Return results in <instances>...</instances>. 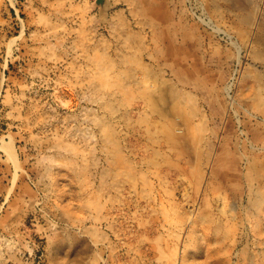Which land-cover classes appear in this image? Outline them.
<instances>
[{
	"label": "rangeland",
	"instance_id": "1",
	"mask_svg": "<svg viewBox=\"0 0 264 264\" xmlns=\"http://www.w3.org/2000/svg\"><path fill=\"white\" fill-rule=\"evenodd\" d=\"M0 264H264V0H0Z\"/></svg>",
	"mask_w": 264,
	"mask_h": 264
},
{
	"label": "bare ground",
	"instance_id": "2",
	"mask_svg": "<svg viewBox=\"0 0 264 264\" xmlns=\"http://www.w3.org/2000/svg\"><path fill=\"white\" fill-rule=\"evenodd\" d=\"M3 148H4V151L7 153V155L9 156V158L12 159L13 162H15L14 155L12 154V150H11V145L4 142Z\"/></svg>",
	"mask_w": 264,
	"mask_h": 264
}]
</instances>
